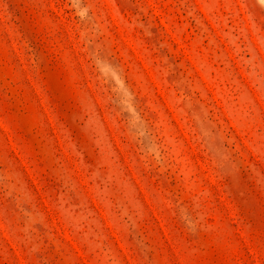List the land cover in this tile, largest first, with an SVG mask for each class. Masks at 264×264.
<instances>
[{"label": "rangeland", "instance_id": "obj_1", "mask_svg": "<svg viewBox=\"0 0 264 264\" xmlns=\"http://www.w3.org/2000/svg\"><path fill=\"white\" fill-rule=\"evenodd\" d=\"M0 264H264V0H0Z\"/></svg>", "mask_w": 264, "mask_h": 264}]
</instances>
